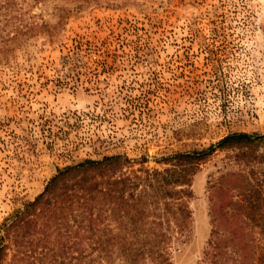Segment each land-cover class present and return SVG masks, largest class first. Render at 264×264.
Returning a JSON list of instances; mask_svg holds the SVG:
<instances>
[{"label":"rangeland","instance_id":"rangeland-1","mask_svg":"<svg viewBox=\"0 0 264 264\" xmlns=\"http://www.w3.org/2000/svg\"><path fill=\"white\" fill-rule=\"evenodd\" d=\"M240 131L264 133V0H0V234L57 168L113 153L162 168ZM212 180L222 256L260 264L263 142H226L202 162L171 264H200ZM12 258L8 246L2 264Z\"/></svg>","mask_w":264,"mask_h":264},{"label":"trees","instance_id":"trees-1","mask_svg":"<svg viewBox=\"0 0 264 264\" xmlns=\"http://www.w3.org/2000/svg\"><path fill=\"white\" fill-rule=\"evenodd\" d=\"M226 142L253 148L264 143V133L232 132L203 149L175 151L161 158L162 168L134 167L145 159L122 153L57 168L40 193L2 222L0 264L8 246L10 264H55L72 249V264H171L172 243L190 233L193 176ZM218 193L210 181L212 228L200 264H247V250L234 263L222 256ZM261 202L250 206L259 209ZM255 260L264 264V253Z\"/></svg>","mask_w":264,"mask_h":264}]
</instances>
